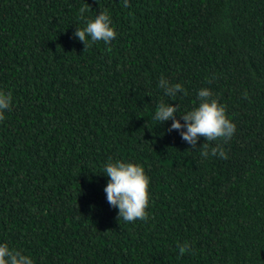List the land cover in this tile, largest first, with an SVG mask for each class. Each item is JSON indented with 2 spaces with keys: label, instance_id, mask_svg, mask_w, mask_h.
<instances>
[{
  "label": "trees",
  "instance_id": "trees-1",
  "mask_svg": "<svg viewBox=\"0 0 264 264\" xmlns=\"http://www.w3.org/2000/svg\"><path fill=\"white\" fill-rule=\"evenodd\" d=\"M101 11L117 35L85 49ZM201 88L236 125L207 157L170 130ZM0 92V244L33 264H264V0H0ZM161 101L179 106L162 123ZM117 160L149 177L145 220L107 201Z\"/></svg>",
  "mask_w": 264,
  "mask_h": 264
},
{
  "label": "clouds",
  "instance_id": "clouds-1",
  "mask_svg": "<svg viewBox=\"0 0 264 264\" xmlns=\"http://www.w3.org/2000/svg\"><path fill=\"white\" fill-rule=\"evenodd\" d=\"M123 6H129V0H123ZM87 11V5L81 7L79 12L81 16ZM117 33L112 27V20L108 12L101 11L99 15L89 20L86 25L78 27L74 36L84 42L85 49L90 47L91 42L103 41L109 44L115 39ZM160 88L164 89L165 95L174 98L184 92L180 83H171L166 78L159 81ZM213 93L208 88H201L198 92L199 106L191 111L182 113L184 123L180 119H175L170 130H182L181 138L189 142L192 148L197 147V140L200 137L206 138L202 156L209 155V147L212 141L220 138L230 139L235 131L236 125L226 115L225 107L220 104L218 99H214ZM245 98L247 93L245 92ZM12 105V96L10 93L0 92V121L5 119V110H10ZM179 111V106L161 101L155 113V119L160 123L172 119ZM186 128V131L183 129ZM219 154L220 158L226 159L227 153L223 147L217 144L211 147V155ZM104 173L109 177V182L105 187L107 201L112 206H118V219L126 222H133L137 219H147L146 209L149 205V177L145 173L142 165L136 163H125L117 160L114 163H108ZM179 254L182 256L186 251H191V245L184 242L178 245ZM0 264H33L29 255L18 250H12L7 243L0 244Z\"/></svg>",
  "mask_w": 264,
  "mask_h": 264
}]
</instances>
